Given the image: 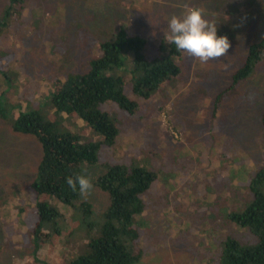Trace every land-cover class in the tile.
Listing matches in <instances>:
<instances>
[{"label": "rangeland", "instance_id": "1", "mask_svg": "<svg viewBox=\"0 0 264 264\" xmlns=\"http://www.w3.org/2000/svg\"><path fill=\"white\" fill-rule=\"evenodd\" d=\"M7 7L0 0L1 17ZM188 7L202 9L215 22L218 36L227 38L228 55L203 62L180 51V74L147 98L135 95L133 81H127L125 96L140 105L134 115L114 103L101 104L119 134L115 146L102 148L89 167L92 187L80 193L77 204H90L88 222L105 211L109 197L96 181L106 163L155 168L153 190L142 197L144 255L138 264H219L228 238L258 243L231 215L253 200L250 181L263 162L264 61L225 90L249 47L264 37V0H27L29 15H7L0 34V264H69L86 243L75 223L82 215L71 207L65 214L71 228L35 251L25 213L33 207L30 185L42 150L33 135L15 132L12 120L33 109L57 122L49 106L56 79L85 73L99 45L121 27L147 40L148 59L165 56L167 20ZM60 127L83 143L101 140L76 116H61ZM239 148L246 156L236 153Z\"/></svg>", "mask_w": 264, "mask_h": 264}, {"label": "trees", "instance_id": "2", "mask_svg": "<svg viewBox=\"0 0 264 264\" xmlns=\"http://www.w3.org/2000/svg\"><path fill=\"white\" fill-rule=\"evenodd\" d=\"M7 4L3 17L0 16V34L8 26L7 15L20 17L30 13L27 0H7ZM11 9L16 11L11 14ZM146 44L145 38L129 35L123 27L119 28L112 40L99 45V54L89 61L85 73H70L62 81L56 79L54 82L49 106L57 122L45 119L33 109L20 111L12 120V129L33 135L42 150L36 178L30 185L33 207L25 213L35 251L71 228L65 222V214L72 207L82 215V220L78 217L75 223L82 229L86 243L82 254L73 257L69 264H138L142 260L140 229L145 209L142 197L153 190L152 184L158 174L155 168L106 163L105 173L97 179L96 185L108 194L109 204L90 222L88 217L93 216L90 204H77L80 200L78 185L74 189L67 181L78 175L86 176L89 167L97 163L100 150L115 146L119 129L110 114L100 109L101 104L114 103L134 115L140 105L125 96L127 81H133L135 95L147 98L158 92L163 82L180 74L175 62L180 51L174 45H167L169 50L165 56L148 59L144 52ZM163 45L159 50L166 51ZM156 55L162 56L160 52ZM263 61L264 37L249 47L245 62L234 73L232 84L225 91L244 80ZM220 94L216 97L215 109L216 103H220ZM262 97L264 100V91ZM0 115H4L1 107ZM63 115L78 117L99 134L101 140L83 143L76 133L62 130L60 118ZM260 126L264 140V110ZM236 153L246 156L241 148ZM250 191L253 194L251 203L242 212L232 214L231 219L258 243L241 245L228 238L223 242L219 264H264V151L262 165L251 178Z\"/></svg>", "mask_w": 264, "mask_h": 264}, {"label": "clouds", "instance_id": "3", "mask_svg": "<svg viewBox=\"0 0 264 264\" xmlns=\"http://www.w3.org/2000/svg\"><path fill=\"white\" fill-rule=\"evenodd\" d=\"M217 31L215 22L196 7H188L167 20L169 43L203 62L220 61L229 53L227 38L218 36ZM67 182L74 189L78 185L81 194H86L92 187L91 181L84 175H78L74 180L69 178Z\"/></svg>", "mask_w": 264, "mask_h": 264}, {"label": "crops", "instance_id": "4", "mask_svg": "<svg viewBox=\"0 0 264 264\" xmlns=\"http://www.w3.org/2000/svg\"><path fill=\"white\" fill-rule=\"evenodd\" d=\"M193 121H194V120H193ZM194 122H196V121H194ZM223 140H224L223 142H224V144H225V142H226L225 138H223Z\"/></svg>", "mask_w": 264, "mask_h": 264}]
</instances>
